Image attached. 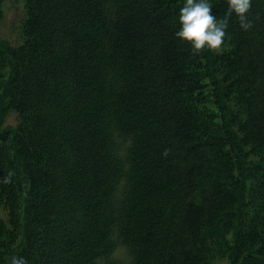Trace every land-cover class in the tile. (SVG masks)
<instances>
[{"label":"trees","instance_id":"trees-1","mask_svg":"<svg viewBox=\"0 0 264 264\" xmlns=\"http://www.w3.org/2000/svg\"><path fill=\"white\" fill-rule=\"evenodd\" d=\"M184 2L25 0L0 34V264H264V0L196 56Z\"/></svg>","mask_w":264,"mask_h":264},{"label":"clouds","instance_id":"clouds-1","mask_svg":"<svg viewBox=\"0 0 264 264\" xmlns=\"http://www.w3.org/2000/svg\"><path fill=\"white\" fill-rule=\"evenodd\" d=\"M227 4L224 17L217 19L212 14L213 6L209 0H185L179 9L180 28L174 33L175 38L190 44L193 56L199 55L205 47L221 52L233 14L242 30L247 31L253 27L248 15L252 8V0H227ZM14 175V171H9L0 181L10 184ZM8 264H27V260L23 256L13 255Z\"/></svg>","mask_w":264,"mask_h":264},{"label":"rangeland","instance_id":"rangeland-1","mask_svg":"<svg viewBox=\"0 0 264 264\" xmlns=\"http://www.w3.org/2000/svg\"><path fill=\"white\" fill-rule=\"evenodd\" d=\"M3 15L0 22V34L3 38L17 45L22 42V24L25 19V0H3ZM18 123V113L11 110L5 120V125L15 126ZM123 258L122 253H118ZM215 264H228L226 259H217Z\"/></svg>","mask_w":264,"mask_h":264}]
</instances>
